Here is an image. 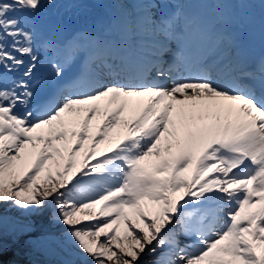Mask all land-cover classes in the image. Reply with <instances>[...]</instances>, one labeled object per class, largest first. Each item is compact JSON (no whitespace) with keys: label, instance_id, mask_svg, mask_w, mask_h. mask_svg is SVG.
I'll return each mask as SVG.
<instances>
[{"label":"snow or ice","instance_id":"obj_1","mask_svg":"<svg viewBox=\"0 0 264 264\" xmlns=\"http://www.w3.org/2000/svg\"><path fill=\"white\" fill-rule=\"evenodd\" d=\"M54 3L0 0V264H21L10 254L23 237L31 245L46 210L80 264H264V57L250 67L241 42L254 34L255 7L264 39V0H216L224 54L212 63L187 55L202 29L179 0H112L106 32L151 37L152 60L39 101L41 50H82L114 67V40L44 35L62 27L45 12ZM67 63L49 59V75L63 78Z\"/></svg>","mask_w":264,"mask_h":264},{"label":"rangeland","instance_id":"obj_2","mask_svg":"<svg viewBox=\"0 0 264 264\" xmlns=\"http://www.w3.org/2000/svg\"><path fill=\"white\" fill-rule=\"evenodd\" d=\"M58 1L59 5L57 7H48L45 9V12L48 14L49 20L54 23H59L62 25L60 30L58 31H50L46 30L44 35L50 36V35H56L60 34L62 37H67L72 31L75 26L74 23H64L60 22V20L57 18L56 13H74L75 15L79 13V18L81 22H83V19H86L89 17L88 14L90 12H86L91 9L82 8L80 4H77L78 2L75 0H55ZM97 4L100 6H103L107 9H111L112 7L108 4L107 0H96ZM79 7V8H78ZM85 12V13H84ZM44 84V86L41 87V85ZM46 87H48L47 82L40 83V86L37 89L38 93L43 92ZM73 176L79 175V172H74L72 174ZM71 186V185H70ZM4 209H7V205L2 206ZM5 214L9 217H15L20 220H24L23 215L20 212H17L15 210L12 211H6ZM37 222L39 224L38 230L32 234L31 245H25L24 240L29 239V237H23L20 241V246L23 250L28 251L27 253L34 255L36 258L39 259V261L45 264H64L65 260L68 259H75L76 264H80L79 258L77 257H70L68 254V248L70 247L68 241L66 240L64 233L66 230H62L58 233L57 229L59 227H62V224L59 223H53L49 220V210H46L42 217L37 218ZM124 225L121 224L120 226V232L121 235H123ZM182 237H180L181 239ZM104 237H101V240H103ZM31 250V252H29ZM54 254L52 259H49V257H46L47 254ZM48 258V259H47ZM54 258V259H53ZM155 259V256H144L141 264H151V262ZM50 261V262H49ZM111 264V262H109Z\"/></svg>","mask_w":264,"mask_h":264},{"label":"bare ground","instance_id":"obj_3","mask_svg":"<svg viewBox=\"0 0 264 264\" xmlns=\"http://www.w3.org/2000/svg\"><path fill=\"white\" fill-rule=\"evenodd\" d=\"M111 4H112V0H111ZM113 6V5H112ZM113 16V14H111ZM103 16H104V19L106 20L107 24L109 23V21L111 20V18L108 17V14L107 13H104L103 12ZM95 25L92 24L91 27ZM97 28H99V25L97 24ZM104 28V27H103ZM97 31H99V33H101L102 35L104 36H107L108 33L106 32V30L104 29H97ZM129 42L137 49L141 50L142 52H145V51H150V53H152L153 51V48H152V44H153V39L151 37H148V36H136L134 39H130ZM153 58V57H152ZM94 73L92 72L91 73V76H93ZM102 75V74H101ZM65 88V86L63 87V89ZM62 89V90H63ZM57 92H59V90H57ZM64 94H67V92L65 91ZM55 100V99H53ZM132 115L131 111L129 112H126L125 113V116L127 118H130ZM101 123V120L100 119H97V120H94L93 121V132H95L96 130V125ZM105 147L104 145H101V148ZM152 212L155 211V209H151ZM15 248H18L20 250V255L18 256H11L10 254V258H13V259H17L21 262V264H41V262L39 261L38 258H36L34 255H31L29 253H27L28 251H25L21 248L20 245H16ZM29 252H31V250H29ZM54 256V254H47L46 257H49V259H52V257ZM48 259V258H47ZM54 259V258H53ZM50 262V261H49ZM42 264H45V263H42ZM49 264V263H48ZM53 264V263H52Z\"/></svg>","mask_w":264,"mask_h":264}]
</instances>
